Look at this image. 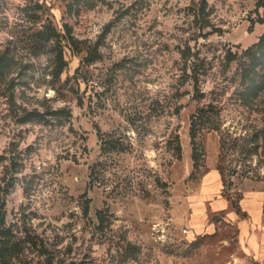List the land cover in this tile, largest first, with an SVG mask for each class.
<instances>
[{
    "label": "rangeland",
    "instance_id": "1",
    "mask_svg": "<svg viewBox=\"0 0 264 264\" xmlns=\"http://www.w3.org/2000/svg\"><path fill=\"white\" fill-rule=\"evenodd\" d=\"M263 33L264 0H0L7 264H264L184 211L264 189Z\"/></svg>",
    "mask_w": 264,
    "mask_h": 264
},
{
    "label": "crops",
    "instance_id": "2",
    "mask_svg": "<svg viewBox=\"0 0 264 264\" xmlns=\"http://www.w3.org/2000/svg\"><path fill=\"white\" fill-rule=\"evenodd\" d=\"M219 155V144H217V150L215 154V165L209 166V170L204 175L202 183L206 179L207 175L214 171L218 174L220 185L222 188L221 173L219 172L217 161ZM202 193L204 187H202ZM221 191V190H220ZM220 193L206 197L204 205L208 202L210 210H184L187 215L188 225L190 220H194L197 216H201L205 221V226L196 230L191 227L190 231L200 233L205 227H209L211 222L209 218L212 215L226 212L227 219L239 228V235L243 246L247 247L254 255L258 257H264V189H252L244 192L240 197L238 204L241 212L232 207L231 200L220 196Z\"/></svg>",
    "mask_w": 264,
    "mask_h": 264
},
{
    "label": "trees",
    "instance_id": "3",
    "mask_svg": "<svg viewBox=\"0 0 264 264\" xmlns=\"http://www.w3.org/2000/svg\"><path fill=\"white\" fill-rule=\"evenodd\" d=\"M42 33L45 37L55 38L57 41H59L61 38V35L58 32V30L55 27H53L52 25H47L45 27V30L42 31ZM69 35L70 36L68 39L74 45L76 40L73 38V36H71V34H69ZM252 47L264 49V33L261 35L259 41L256 44H254ZM248 49H252V48H248ZM58 56H59V61L62 63V67H61V69H62L64 67V64H65L63 52L59 51ZM193 130H194V125L191 128V134L192 135L194 134ZM194 141L195 140H192V143H193L192 154H193V158H196V156L198 155V151L196 149V143ZM221 146L223 147V144ZM194 165L196 166V164H194ZM228 199L231 200L232 207L237 209V211L240 213L241 210L239 208V204L237 202H234V200L232 198L228 197ZM4 224H5V215L3 213V202H2L0 204V227H3ZM4 237H6L5 232L0 234V264H2V263L7 264L8 263V261H7V250H6V248L8 246L6 245L7 243H6V239Z\"/></svg>",
    "mask_w": 264,
    "mask_h": 264
},
{
    "label": "built area",
    "instance_id": "4",
    "mask_svg": "<svg viewBox=\"0 0 264 264\" xmlns=\"http://www.w3.org/2000/svg\"><path fill=\"white\" fill-rule=\"evenodd\" d=\"M183 232H184V233H188V232H189V231H188V228H186V227L183 228Z\"/></svg>",
    "mask_w": 264,
    "mask_h": 264
}]
</instances>
